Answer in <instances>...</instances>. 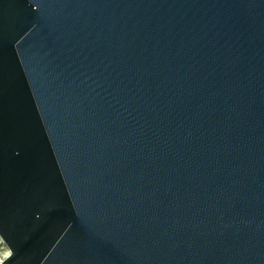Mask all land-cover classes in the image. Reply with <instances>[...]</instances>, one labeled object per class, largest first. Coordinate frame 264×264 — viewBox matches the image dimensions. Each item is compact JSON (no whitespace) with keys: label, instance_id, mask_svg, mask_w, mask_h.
<instances>
[{"label":"water","instance_id":"obj_1","mask_svg":"<svg viewBox=\"0 0 264 264\" xmlns=\"http://www.w3.org/2000/svg\"><path fill=\"white\" fill-rule=\"evenodd\" d=\"M3 264H264V0H0Z\"/></svg>","mask_w":264,"mask_h":264},{"label":"built area","instance_id":"obj_2","mask_svg":"<svg viewBox=\"0 0 264 264\" xmlns=\"http://www.w3.org/2000/svg\"><path fill=\"white\" fill-rule=\"evenodd\" d=\"M9 256L10 251L0 238V264H3L9 258Z\"/></svg>","mask_w":264,"mask_h":264}]
</instances>
